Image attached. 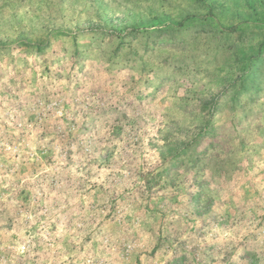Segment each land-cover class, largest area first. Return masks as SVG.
Segmentation results:
<instances>
[{
  "label": "clouds",
  "instance_id": "obj_1",
  "mask_svg": "<svg viewBox=\"0 0 264 264\" xmlns=\"http://www.w3.org/2000/svg\"><path fill=\"white\" fill-rule=\"evenodd\" d=\"M0 264H264V0H0Z\"/></svg>",
  "mask_w": 264,
  "mask_h": 264
}]
</instances>
